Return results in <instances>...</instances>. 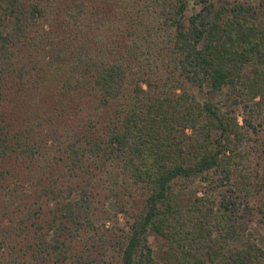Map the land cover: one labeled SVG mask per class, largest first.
Here are the masks:
<instances>
[{"label": "trees", "instance_id": "trees-1", "mask_svg": "<svg viewBox=\"0 0 264 264\" xmlns=\"http://www.w3.org/2000/svg\"><path fill=\"white\" fill-rule=\"evenodd\" d=\"M192 1L0 0V264H264V0Z\"/></svg>", "mask_w": 264, "mask_h": 264}, {"label": "rangeland", "instance_id": "rangeland-1", "mask_svg": "<svg viewBox=\"0 0 264 264\" xmlns=\"http://www.w3.org/2000/svg\"><path fill=\"white\" fill-rule=\"evenodd\" d=\"M243 1L248 2L252 0H243ZM190 3L192 4L193 1L190 0ZM211 94H209V96L211 95V98L213 100L221 99L224 96L216 92ZM203 96H205V94ZM240 122L243 123L242 117H240ZM245 135L247 136V141L249 145H254L256 148H258L259 152L264 149V138H263L264 136H262V134L255 133L252 130H247L245 132ZM185 186L187 187L184 189V191H182L181 194L183 202L189 201L196 194L202 195L204 184L200 182V180L196 179L193 182L190 183L187 182ZM108 206L112 211L113 219H111V221L114 222V219L117 217L115 215L117 208L111 201L108 203ZM118 217L120 220L123 221V216L121 214H119ZM108 224H111V222H108ZM250 231L257 238L258 243L264 248V225L262 222H260V219L258 217L255 218V220L251 224ZM149 242L154 250L155 255L160 258L164 254V251L167 249V241L163 237L158 235L156 232L151 231L149 234Z\"/></svg>", "mask_w": 264, "mask_h": 264}]
</instances>
